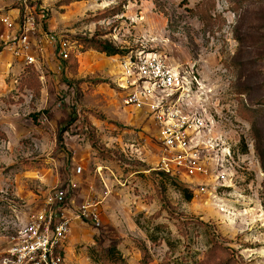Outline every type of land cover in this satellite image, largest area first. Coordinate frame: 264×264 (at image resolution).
I'll list each match as a JSON object with an SVG mask.
<instances>
[{
    "label": "rangeland",
    "instance_id": "1",
    "mask_svg": "<svg viewBox=\"0 0 264 264\" xmlns=\"http://www.w3.org/2000/svg\"><path fill=\"white\" fill-rule=\"evenodd\" d=\"M137 50L188 77L185 151L123 103ZM55 190L68 264H110V246L122 264H264V0H0V264Z\"/></svg>",
    "mask_w": 264,
    "mask_h": 264
},
{
    "label": "built area",
    "instance_id": "2",
    "mask_svg": "<svg viewBox=\"0 0 264 264\" xmlns=\"http://www.w3.org/2000/svg\"><path fill=\"white\" fill-rule=\"evenodd\" d=\"M18 44L26 49L27 36L19 37ZM21 53L28 60H33L26 51ZM122 76L124 86L132 87L124 96L123 103L148 107L162 144L170 150L185 151L186 142L191 140L188 139L189 132L202 125L200 117L189 116L179 103L188 82L186 74L159 52L137 50L123 58ZM183 157L179 154L174 158L176 164H180ZM164 167L163 170L169 173L166 164ZM64 197L62 190L47 194L44 208L30 217L6 249L3 264H68L63 246L70 230V220L63 214ZM88 205L84 206L83 213Z\"/></svg>",
    "mask_w": 264,
    "mask_h": 264
},
{
    "label": "trees",
    "instance_id": "3",
    "mask_svg": "<svg viewBox=\"0 0 264 264\" xmlns=\"http://www.w3.org/2000/svg\"><path fill=\"white\" fill-rule=\"evenodd\" d=\"M89 45L101 52L106 53L107 55H114V54H119L123 52L119 47H116L115 45H113L111 42H109L106 39L91 38ZM242 151L243 152L246 151V146H243ZM162 174L163 176H167V177L170 176L168 172L163 171ZM172 183H174L175 187H177V189L180 191V193L182 194L183 198L186 201H189L192 198V192L189 189V186L179 184L176 181ZM144 250L145 248H143V256L146 257V252ZM92 257L96 259L94 255ZM103 258L106 259V261L110 264L124 263V258L121 252L115 246L108 247L106 252L103 254ZM213 264H237V262L232 256H225L224 258L215 261Z\"/></svg>",
    "mask_w": 264,
    "mask_h": 264
},
{
    "label": "crops",
    "instance_id": "4",
    "mask_svg": "<svg viewBox=\"0 0 264 264\" xmlns=\"http://www.w3.org/2000/svg\"><path fill=\"white\" fill-rule=\"evenodd\" d=\"M66 259V258H65Z\"/></svg>",
    "mask_w": 264,
    "mask_h": 264
}]
</instances>
